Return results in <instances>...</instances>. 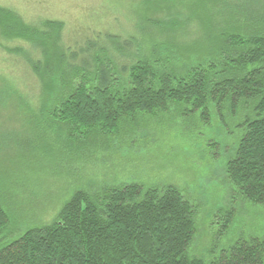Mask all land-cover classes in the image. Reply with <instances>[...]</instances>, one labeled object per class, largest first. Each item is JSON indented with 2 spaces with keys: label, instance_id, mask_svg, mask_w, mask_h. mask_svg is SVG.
Segmentation results:
<instances>
[{
  "label": "trees",
  "instance_id": "trees-1",
  "mask_svg": "<svg viewBox=\"0 0 264 264\" xmlns=\"http://www.w3.org/2000/svg\"><path fill=\"white\" fill-rule=\"evenodd\" d=\"M238 3L233 5L241 10ZM249 8L241 11L243 23L215 35L214 56L177 63L155 54L124 57L133 52L135 36L106 31L85 34L81 45L66 46L49 61L41 52L58 44L44 42L45 31L60 34L62 22L29 23L0 6V40L21 38L39 52L30 59L3 47L5 61L22 60L28 67L21 81L25 92L37 97L47 120L62 125L82 151L104 152L110 140L144 139L150 129L162 133L171 118L190 122L188 136H204L214 120L233 140L225 148L228 207L216 214L224 228L210 257L189 251L197 210L180 189L118 183L74 190L50 222L22 233H15L0 206V264H264L259 235L236 236L219 247L234 219L231 206L243 201L264 207V0ZM208 142L220 145L213 137Z\"/></svg>",
  "mask_w": 264,
  "mask_h": 264
},
{
  "label": "rangeland",
  "instance_id": "rangeland-1",
  "mask_svg": "<svg viewBox=\"0 0 264 264\" xmlns=\"http://www.w3.org/2000/svg\"><path fill=\"white\" fill-rule=\"evenodd\" d=\"M236 1L241 10L234 7ZM195 2L189 5L191 0H0V6L15 11L29 23L44 19L62 22L60 34L45 31L44 42L58 44L41 52V57L49 55V61L57 58L66 46L75 42L81 45L85 34L106 31L135 36L133 52L124 57L155 54L161 59L189 63L214 56L215 35L243 23L241 11L246 13L256 5V0ZM180 4L183 8H179ZM136 20L141 24L135 28ZM152 20L157 22L155 26L148 23ZM31 46L21 38L0 40V206L15 233L50 222L74 190L118 183L171 184L196 206L197 232L190 253L203 259L210 257L225 222L223 218L218 220L216 214L228 207L225 148L233 142L230 135L213 120L204 136H188L190 122L181 125L171 118L162 126V133L150 129L144 139L110 140V148L104 152L82 151L80 143L67 139L62 125L47 120L37 97L25 92L27 87L21 81L28 67L24 69L22 60L14 61L15 65L12 59L11 64L5 61L9 56L5 50L33 59L39 52L30 51ZM44 64L41 61V69ZM49 66L52 63L44 70ZM158 121L150 120L154 125ZM210 137L220 144L217 148L209 144ZM89 154L92 155L86 157ZM231 208L234 219L219 247H225L236 236L264 237L263 206L240 201Z\"/></svg>",
  "mask_w": 264,
  "mask_h": 264
}]
</instances>
